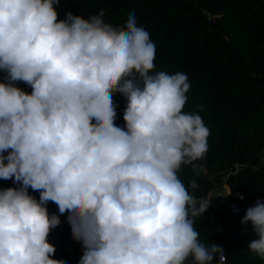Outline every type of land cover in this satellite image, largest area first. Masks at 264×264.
I'll use <instances>...</instances> for the list:
<instances>
[{
	"label": "clouds",
	"instance_id": "clouds-1",
	"mask_svg": "<svg viewBox=\"0 0 264 264\" xmlns=\"http://www.w3.org/2000/svg\"><path fill=\"white\" fill-rule=\"evenodd\" d=\"M59 2L0 0V179L20 185L0 190V264H64L50 258L61 221L49 201L69 213L79 264H212L223 248L201 243L193 219L210 201L177 175L196 167L210 135L183 111L188 76L153 74L156 46L134 12L122 28L103 10L58 22ZM115 93L127 100L126 129L115 124ZM248 222L259 236L248 248L264 258V203L247 209Z\"/></svg>",
	"mask_w": 264,
	"mask_h": 264
},
{
	"label": "trees",
	"instance_id": "trees-1",
	"mask_svg": "<svg viewBox=\"0 0 264 264\" xmlns=\"http://www.w3.org/2000/svg\"><path fill=\"white\" fill-rule=\"evenodd\" d=\"M56 10L58 22L68 12L87 19L103 10L105 23L116 28L124 27L134 12L156 46L153 74L188 76L191 87L183 111L198 113L210 130L204 157L193 162L195 168L181 165L177 173L198 201H210L208 210L193 218L194 228L205 246L222 245L223 264H264L248 248L259 236L251 222L241 223L247 210L232 213L215 204L223 186L229 195L240 191L248 198L264 197V0H60ZM6 77L0 70V83ZM14 85L32 92L23 81ZM113 103L115 124L126 129L127 100L115 93ZM192 181L196 189L189 186ZM19 186L14 178L0 179V190ZM28 194L39 202L40 191L29 187ZM46 207L61 221L48 236L56 248L50 258L79 264L84 249L72 239L69 213L60 214L52 201ZM217 255L212 264H217ZM193 261L190 256L185 264Z\"/></svg>",
	"mask_w": 264,
	"mask_h": 264
},
{
	"label": "built area",
	"instance_id": "built-area-1",
	"mask_svg": "<svg viewBox=\"0 0 264 264\" xmlns=\"http://www.w3.org/2000/svg\"><path fill=\"white\" fill-rule=\"evenodd\" d=\"M216 196H217V201L215 202L216 206L218 208H221V206H223L225 210L232 213L243 212L250 207H255L257 201L264 203V197L257 196L254 198H248L240 191H236L232 195H229V192L226 193L221 191V192H217ZM220 246L222 247V245ZM217 257H218L217 264H223L225 262L226 255L224 248L222 252H218Z\"/></svg>",
	"mask_w": 264,
	"mask_h": 264
},
{
	"label": "crops",
	"instance_id": "crops-1",
	"mask_svg": "<svg viewBox=\"0 0 264 264\" xmlns=\"http://www.w3.org/2000/svg\"><path fill=\"white\" fill-rule=\"evenodd\" d=\"M221 190L222 192H226V193L229 192V188L227 186H223Z\"/></svg>",
	"mask_w": 264,
	"mask_h": 264
},
{
	"label": "water",
	"instance_id": "water-1",
	"mask_svg": "<svg viewBox=\"0 0 264 264\" xmlns=\"http://www.w3.org/2000/svg\"><path fill=\"white\" fill-rule=\"evenodd\" d=\"M226 179V177H224V180Z\"/></svg>",
	"mask_w": 264,
	"mask_h": 264
},
{
	"label": "rangeland",
	"instance_id": "rangeland-1",
	"mask_svg": "<svg viewBox=\"0 0 264 264\" xmlns=\"http://www.w3.org/2000/svg\"><path fill=\"white\" fill-rule=\"evenodd\" d=\"M221 192V191H220Z\"/></svg>",
	"mask_w": 264,
	"mask_h": 264
}]
</instances>
